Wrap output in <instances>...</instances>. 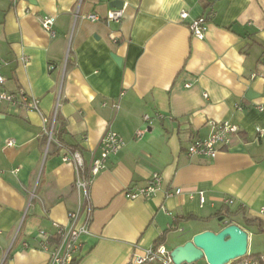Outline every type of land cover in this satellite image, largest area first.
Wrapping results in <instances>:
<instances>
[{
  "label": "crops",
  "instance_id": "1",
  "mask_svg": "<svg viewBox=\"0 0 264 264\" xmlns=\"http://www.w3.org/2000/svg\"><path fill=\"white\" fill-rule=\"evenodd\" d=\"M111 1L0 0L4 88L38 99L41 110L0 103V264L8 253L6 264H52L39 231L56 242V225H67L78 206L75 166L63 161L65 149L48 144L56 116L87 165L108 129L125 142L95 179L90 232L73 264H135L161 236L167 248L171 231L204 222L182 220L189 215L229 209L243 229L250 227L243 213L264 222V135L256 132L264 128V0H120L122 20L107 23ZM44 16L55 18L54 35L42 27ZM202 16L200 39L188 24ZM156 112L165 118L147 126L143 116ZM213 120L239 132L215 158L189 155ZM154 172L162 184L153 195L126 196ZM199 191L203 204L190 198Z\"/></svg>",
  "mask_w": 264,
  "mask_h": 264
},
{
  "label": "built area",
  "instance_id": "2",
  "mask_svg": "<svg viewBox=\"0 0 264 264\" xmlns=\"http://www.w3.org/2000/svg\"><path fill=\"white\" fill-rule=\"evenodd\" d=\"M124 15V9H109L107 16L105 18L107 23L110 22H120ZM181 17L186 19L188 13L186 11H181ZM91 21H98L101 17L97 13H88L84 16ZM55 18L52 16L40 17V23L42 27L52 32V26L54 24ZM188 28L192 35L197 38L203 39L206 34L207 29V19L205 17H199L193 19L189 22ZM52 67V66H51ZM6 82L5 76L0 71V103L8 102L13 106L20 107L23 106L27 110H35L40 112L39 100L30 97L22 90L17 92H11L4 88ZM205 96H207L205 94ZM118 107V105H116ZM165 115L160 112H156L153 116L146 114L143 116L144 122L147 126H152L155 121H162ZM47 122V119H44ZM55 121L52 126L46 130L48 134V144L53 141V132L55 129ZM212 128L210 135L207 138H198L193 140L187 147V153L189 155H198L202 157L215 158L220 151L228 146L231 141L232 136L239 132V126L231 121H210ZM145 130L139 129L136 132V136H141ZM256 132L259 136L264 135V128L256 127ZM15 144V140L11 139L7 141L6 145L12 146ZM125 142L122 136L117 132L108 129L100 141V154L98 157H92L90 163L87 165L84 157L79 150H70L63 146L62 143L58 142V146L65 149V154L63 156V161L72 162L76 170V178L74 182L75 190L79 197L78 206L75 210L68 213V224L67 225H56L55 237L57 241L52 243L50 237L45 230H40L39 233L44 236L41 247L51 253V263L52 264H73L75 257L79 250L81 249L82 237L90 232V227L93 219V205L91 201L92 187L95 182L96 177L106 166V161L111 154H116L124 146ZM162 184V177L159 173L154 172L149 177L147 185L145 187H140L136 189H127L125 194L128 198L135 199L138 197H150L153 195ZM181 189L176 190V194L181 193ZM195 196L199 197L201 204L205 203L206 195L204 191H199L196 195L191 194L190 198ZM234 200L228 198L225 201L226 205L233 204ZM264 211V208H262ZM25 246H28L25 243ZM7 254L4 256L6 259ZM2 261V263L4 262ZM135 264H174L170 251L165 247V245H160L158 247L152 246L146 249L143 255H135L133 259ZM1 263V264H2ZM226 264H264V253L259 255H252L247 251V253L239 258L230 260Z\"/></svg>",
  "mask_w": 264,
  "mask_h": 264
},
{
  "label": "water",
  "instance_id": "3",
  "mask_svg": "<svg viewBox=\"0 0 264 264\" xmlns=\"http://www.w3.org/2000/svg\"><path fill=\"white\" fill-rule=\"evenodd\" d=\"M110 6L122 9L123 2L113 0ZM112 57L121 64V58L112 54ZM248 98H255L256 93L249 90ZM219 230H205L197 233L183 245L175 247L170 256L174 264H198L204 259L207 264H226L230 260L244 256L248 251L249 234L235 223L229 224L224 217H219Z\"/></svg>",
  "mask_w": 264,
  "mask_h": 264
},
{
  "label": "rangeland",
  "instance_id": "4",
  "mask_svg": "<svg viewBox=\"0 0 264 264\" xmlns=\"http://www.w3.org/2000/svg\"><path fill=\"white\" fill-rule=\"evenodd\" d=\"M215 211L212 212V215L205 222H197L190 221L185 223L183 229L171 231L168 240H167V248L171 249L175 246V244H179L188 238L192 237V234L200 229H214L217 230L220 227L219 224V216L215 215ZM228 217V215L226 216ZM233 223L242 225V219L238 216H234L231 218ZM246 231L249 234V244L248 251L252 255H259L264 253V232H258L255 227H245ZM4 260V259H3ZM198 264H207V262L202 259L198 262Z\"/></svg>",
  "mask_w": 264,
  "mask_h": 264
},
{
  "label": "trees",
  "instance_id": "5",
  "mask_svg": "<svg viewBox=\"0 0 264 264\" xmlns=\"http://www.w3.org/2000/svg\"><path fill=\"white\" fill-rule=\"evenodd\" d=\"M59 123V127L57 128V124ZM67 131L65 129V125L63 123L60 124V120H59V117L56 116V121H55V129H54V132H53V141L51 142V145L52 144H55L58 146V142L62 143L63 146H65L67 149H70V150H79L81 151V148L78 146V145H73V144H70L69 142H67V140L65 139V135H66ZM60 148V147H59ZM243 210L239 209L237 210V212L235 214H238L239 212H241ZM224 214H227V215H231L233 213L230 212L229 209L225 210L224 209V212L223 210H219L215 213V215L218 217V216H221V215H224ZM243 218H244V222L247 226H250V227H255L258 232H264V222L259 219V218H255V217H249V216H246L245 213H243ZM210 217H207V218H201V219H198L197 217L193 216V215H189L187 217H183L182 220L184 221H187V220H202V221H208ZM229 224L232 223V221L228 222ZM212 230V229H210ZM164 242H165V239H164V235L161 236V238L159 240H157L153 246L154 247H158L160 245H164ZM9 254H7L6 256V259L4 260V262L2 264H6L7 262V259L9 257ZM151 264H160V263H151Z\"/></svg>",
  "mask_w": 264,
  "mask_h": 264
},
{
  "label": "flooded vegetation",
  "instance_id": "6",
  "mask_svg": "<svg viewBox=\"0 0 264 264\" xmlns=\"http://www.w3.org/2000/svg\"><path fill=\"white\" fill-rule=\"evenodd\" d=\"M222 216L224 217L225 220H229L230 222L232 221L230 215H228V217H226L227 214H224V215H221V216H219V217H222ZM218 230H219V228H218L217 230H215V231H218Z\"/></svg>",
  "mask_w": 264,
  "mask_h": 264
}]
</instances>
